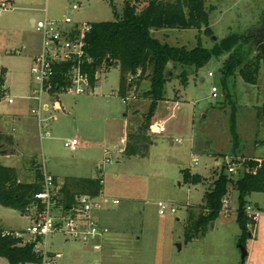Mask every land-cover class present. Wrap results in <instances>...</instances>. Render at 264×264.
Segmentation results:
<instances>
[{
    "label": "rangeland",
    "instance_id": "obj_1",
    "mask_svg": "<svg viewBox=\"0 0 264 264\" xmlns=\"http://www.w3.org/2000/svg\"><path fill=\"white\" fill-rule=\"evenodd\" d=\"M126 1L13 0V9L0 12V78L11 95L26 94L31 82L29 55L40 44V33L31 19L68 15L77 22L109 21L123 11ZM132 1H138L140 6L148 3V0ZM79 2L81 7L71 10L72 4ZM204 5L209 11L211 33L178 29L182 35L179 43L170 36V44L192 48L201 42L212 48L224 37L233 33L247 35L261 26L264 0H205ZM257 54L254 49L249 60H255ZM228 57V52L213 57L198 70L194 66L173 69L165 99L159 102L151 120L152 125L160 124L162 131H147L150 139L146 155L130 157L118 151L124 147L127 128L130 126L132 137L139 135L146 123L143 120L149 102L144 92L150 89V80L144 79L137 97L124 102L119 94V65H108L98 94L59 95L63 107L53 110L57 119L47 123L51 135L43 139L33 126L25 127L23 122L21 127L14 121L15 114L27 119L34 101L15 98L13 104L1 102L0 133L20 137L21 147L30 153L6 147L14 155L5 157L3 162L17 167L19 179L34 181L37 167L50 173L53 167L59 168L63 178L84 172L103 177V191L110 202L102 210L117 218L100 250L61 234L51 235L49 240L54 245L50 249L56 257L48 260L50 264H242L238 242L241 229L236 221L238 192L232 185L229 212L222 210L214 225L198 240L186 243L184 235L189 211L200 212L207 190L214 186L223 169L227 171L224 168L227 157L240 159L245 165L253 154H264V58L260 60L258 82L250 84L239 75L240 68L234 75L224 73ZM184 69L188 75L186 85L181 77ZM210 72L214 74L209 75ZM213 86L218 88L217 97L212 94ZM44 101L51 103L48 96H44ZM234 125L237 136L232 131ZM75 136L89 146L76 152L69 150L65 140ZM102 145L109 154L104 155ZM107 156L112 163L100 171L96 165ZM80 162L88 171H75ZM188 171L199 174L200 182L186 180ZM242 174L239 168L233 178ZM113 199L119 203H113ZM249 199L253 205L260 201L264 208V192L253 193ZM161 202L175 205L177 212L161 215ZM34 218L31 211L24 213L0 204V223L6 228L25 229L34 223ZM178 245L184 247L180 250ZM42 261L40 258V263L27 264ZM0 264H8L7 258L0 257Z\"/></svg>",
    "mask_w": 264,
    "mask_h": 264
},
{
    "label": "trees",
    "instance_id": "obj_2",
    "mask_svg": "<svg viewBox=\"0 0 264 264\" xmlns=\"http://www.w3.org/2000/svg\"><path fill=\"white\" fill-rule=\"evenodd\" d=\"M205 0H148L140 6L138 1L127 0L123 11L114 20L94 21L93 29L88 35L91 53L98 62L107 61L108 65H119L120 85L119 94L123 97L134 92L137 96L144 79L150 80L145 98L150 99L144 125L139 135H133L127 144L126 153L131 155H146L148 148V130L152 125V118L160 101L165 99L166 84L172 76L173 69L178 66H194L196 70L207 64L213 57H220L228 52L229 57L224 62V73L234 75L239 69V75L250 84H256L261 70L264 56L258 52L256 59L249 60L251 52L256 49L251 45L250 34H231L221 39L212 48L205 47L198 42L192 48L172 45L154 36L152 30L162 28L189 29L194 28L211 33L209 11L205 7ZM139 11V13H137ZM169 64L172 67H169ZM184 85L188 83V75L184 69L181 72ZM132 78V80H130ZM0 78V83H2ZM235 134V125L232 126ZM236 135V134H235ZM237 136V135H236ZM15 139L12 134L0 133V156L13 154ZM6 150V151H4ZM258 162L248 158L245 166L254 168ZM39 166V164H38ZM34 181L25 182L19 179L18 169L14 166L0 163V204L26 213L32 204L41 202L35 194L42 189L43 171L37 167ZM226 170V166L224 165ZM186 180L200 182L199 174H185ZM232 174L222 170L215 179L214 186L207 190L205 203L199 213L190 210L184 227L185 242L189 243L204 236L212 227L223 210V200L229 197L230 185L238 192V208L236 221L241 229L239 244L246 246L251 238L246 207L250 202L249 195L264 192V158L256 172H246L234 179ZM102 177H66L62 184L55 177L59 186L55 198L59 204L67 209L75 203L76 197L82 194L98 196L103 193ZM5 229L0 223V257H5L8 264L40 263L30 245H21V240L14 236H3ZM246 264V263H244Z\"/></svg>",
    "mask_w": 264,
    "mask_h": 264
},
{
    "label": "built area",
    "instance_id": "obj_3",
    "mask_svg": "<svg viewBox=\"0 0 264 264\" xmlns=\"http://www.w3.org/2000/svg\"><path fill=\"white\" fill-rule=\"evenodd\" d=\"M81 5V2L74 3L71 10H78ZM11 9H13V0H0V12ZM31 23L40 33V51L32 58L31 92L19 98L35 102L31 114L38 122L39 136L43 139L49 136L43 113L49 109L50 105L44 101V96L50 98L54 110L61 108L62 102L59 100V95L63 93L72 96L98 94V87L103 73L108 68V63L107 61L98 62L90 51L88 35L93 29L91 21L75 22L70 16L64 15L61 19L47 16L37 21L32 20ZM213 74L209 73V75ZM212 90L213 96L217 97L218 88L213 86ZM136 97L134 92H130L123 96V101L127 103ZM15 98L17 96H12L3 83H0V104L3 100L13 104ZM153 126L159 128L157 132L162 131L160 124L152 125V130L156 131ZM79 144L75 138H69L65 143L71 151L77 150ZM119 151H123V148H119ZM105 154H109V151L105 150ZM254 159L258 165L249 168L240 159L227 157L225 165L227 172L233 175L239 168L243 174L250 171L256 172L263 158ZM108 163H112V160L107 156L97 165V168L102 171ZM194 163H198V158H194ZM101 183H104L103 178ZM59 186L56 184L55 176L45 169L42 189L35 194V198L41 202L42 206L39 209L40 205L34 203L28 208L33 212L34 223L22 230L2 232L3 236L19 238L21 245H30L34 254L43 260L42 264H50L48 260L52 258L49 240L51 235L61 234L67 239L90 245L94 250H100L110 232V228L102 224L96 216V207L109 201L103 193L98 196L79 195L71 207L64 209L55 198ZM113 203H119V200H113ZM229 209L230 200L227 197L223 200V210L229 212ZM176 212L177 207L171 203L159 204L161 215ZM246 212L251 220L259 216L252 203L247 205Z\"/></svg>",
    "mask_w": 264,
    "mask_h": 264
},
{
    "label": "crops",
    "instance_id": "obj_4",
    "mask_svg": "<svg viewBox=\"0 0 264 264\" xmlns=\"http://www.w3.org/2000/svg\"><path fill=\"white\" fill-rule=\"evenodd\" d=\"M62 18V17H61ZM61 18H57V19H61ZM31 22H32V19H31ZM75 22H77V21H75ZM91 22H94V21H91ZM178 30V28H162V29H154V30H152V32H153V34H154V36L155 37H157L158 39H160V40H162V41H164V42H168L169 43V41H168V39L170 38V36H171V38H172V41H176L175 43H179V40L181 39V37H182V35L179 33L180 31H177ZM158 34V35H157ZM162 35V36H159V35ZM171 41V40H170ZM173 45H176V44H173ZM24 46H25V44H24ZM177 46H180V45H177ZM181 46H184V45H181ZM39 48H40V44H39V46H38V49H36L35 51H33L32 53H30V55H29V58H30V60L32 61V58H33V56L38 52V51H40L39 50ZM19 51H21V50H19ZM21 53V52H20ZM19 53V54H20ZM169 66H172L171 64H169ZM4 79H5V77H4ZM3 83V82H2ZM31 83L32 82H30V84L29 85H27V88H26V90H25V93L26 94H24V95H28L30 92H31V88H32V86H31ZM4 85V84H3ZM5 86V85H4ZM6 87V86H5ZM7 88V87H6ZM8 89V88H7ZM9 90V89H8ZM19 96H23V95H19ZM19 96H17V98H19ZM16 97V96H15ZM23 99V98H22ZM146 99H148V98H146ZM27 100V99H26ZM32 101V100H31ZM146 101H148L149 102V104H148V106H150V99H148V100H146ZM49 103V102H48ZM50 105H49V109L48 110H45L44 111V113H43V116H44V118H45V122H46V125H47V129H48V132H49V136L51 135V131H50V126H48V122H52V121H54V120H56L57 119V116H55V114H54V112L55 111H59V110H61V108L63 107L62 106V104H61V108L60 109H54V112H53V107L51 108V105H52V102L51 103H49ZM138 108V107H137ZM32 109V108H31ZM148 109H149V107H148ZM26 116H28V115H26ZM14 117H15V119H14V121L15 120H17V122H19V125L22 127V124H23V122H25V127H28V125L29 126H33L34 127V129L36 130V131H38V122H37V120H36V118L31 114V113H29V116H28V118L27 119H23V117H22V115H20V114H15L14 115ZM155 117V116H154ZM1 118H2V116H1ZM154 120H155V118H154ZM129 124V123H128ZM153 125H157V122H156V124H153ZM129 126V125H128ZM49 127V128H48ZM13 129H14V131H15V127H13ZM129 129H130V126L127 128V130H126V134H125V136L123 137V144H124V147H120V148H123V151H119V149H118V151L121 153V154H123L124 152H126V148H127V144L130 142V132H129ZM150 129H151V131H153L152 130V125H151V127H150ZM153 129L154 130H156V131H153V132H155V133H158L157 132V130L159 129L158 127H154L153 126ZM38 134H39V132H38ZM14 136V135H13ZM71 138H75V139H77V141L80 143L79 144V146H78V149L77 150H75V151H72V152H76V151H78L81 147H85V148H87L88 146H89V143L88 142H83L79 137H77V136H75V137H71ZM14 139H15V148L17 149V152H20L19 150H21L22 152H24V153H27L26 151H24L23 150V148L21 147V144H20V142H19V139H21L20 137L17 139V137H15L14 136ZM69 139V138H68ZM67 140V139H66ZM66 140H65V143H66ZM103 146V145H102ZM119 148V147H118ZM70 150V149H69ZM103 153H104V155H105V147L103 146ZM32 153H34V152H31V154ZM27 154H30V153H27ZM13 155L14 154H7V155H1L0 156V161H2V163L3 164H5V162H3V159L6 157H13ZM128 156V155H127ZM252 158H264V154H260V155H257V154H253V156H252ZM7 165V164H6ZM97 165H98V163H97ZM97 165H96V167H97ZM10 166H12V165H10ZM75 166H77V167H74L76 170L75 171H88L86 168H84V166H85V164L83 163V162H80V164L78 163L77 165H75ZM14 167H16V166H14ZM17 168V167H16ZM52 172V174L57 178V180H58V182L60 183V184H62L63 183V181H64V179L66 178H63L64 176L60 173L61 171H60V169L59 168H54L53 167V169L51 170ZM88 172H84L83 174H77V175H75V176H83V177H94L93 176V174L91 173V174H87ZM103 178V177H102ZM104 180V179H103ZM105 183V182H104ZM103 183V184H104ZM103 195L105 196V197H107L108 199H109V201L108 202H105V203H102L101 205H99L98 207H96V216H97V218L99 219V221L102 223V224H105V225H107V226H109L110 224H111V227H110V232H111V228H113V226L112 225H115V219H117V218H112L113 216H109V214L110 213H108V214H105L103 211L104 210H102L103 208H106V207H104L103 205H105V204H108L109 202H110V197H108V196H106V194H105V192L103 191ZM229 198V197H228ZM237 198H238V194H237ZM113 200H116V199H113ZM113 200H112V202H113ZM229 200H230V198H229ZM255 203H258V209H259V212L258 213H260V215L258 216V218L257 219H252L251 220V223L249 224V230L251 231V238L249 239V241H247V244H246V248L248 249V256L246 257V260H245V263L246 264H264V208L261 206V202L260 201H256ZM204 204V203H203ZM256 207V206H255ZM221 213H223V212H221ZM189 214V213H188ZM221 215V214H220ZM226 215H229V214H226ZM263 219V220H262ZM3 228L5 229V230H21V229H12V228H6V227H4L3 226ZM24 229V228H23ZM109 232V233H110ZM109 233H108V235H109ZM107 235V236H108ZM107 236H106V238H105V240H104V242H103V244L105 245V241H106V239H107ZM67 239V238H66ZM199 238H197L196 240H198ZM190 243V242H189ZM52 245H54V243L53 242H51V245H50V247L52 246ZM84 245V244H83ZM84 246H89V245H84ZM184 247V246H183ZM183 247H181V249L183 248ZM50 251H51V249H50ZM51 256L53 257H56V255H55V253L53 252V251H51ZM241 263V262H240Z\"/></svg>",
    "mask_w": 264,
    "mask_h": 264
},
{
    "label": "water",
    "instance_id": "obj_5",
    "mask_svg": "<svg viewBox=\"0 0 264 264\" xmlns=\"http://www.w3.org/2000/svg\"><path fill=\"white\" fill-rule=\"evenodd\" d=\"M137 13H139V11ZM250 36L253 38V42L251 43V45L253 47H256L257 51L261 52L264 56V14L262 16L261 26L257 30L253 31ZM214 38L216 39L215 36ZM108 60L109 59H107V61ZM255 206L258 207V203H255ZM178 247L181 250V245H178ZM239 247L241 249V263L244 264L246 257L248 256V249L243 244H240Z\"/></svg>",
    "mask_w": 264,
    "mask_h": 264
},
{
    "label": "flooded vegetation",
    "instance_id": "obj_6",
    "mask_svg": "<svg viewBox=\"0 0 264 264\" xmlns=\"http://www.w3.org/2000/svg\"><path fill=\"white\" fill-rule=\"evenodd\" d=\"M251 37V36H250ZM253 42V38L251 37V43Z\"/></svg>",
    "mask_w": 264,
    "mask_h": 264
}]
</instances>
